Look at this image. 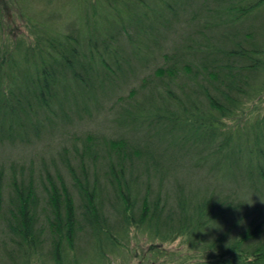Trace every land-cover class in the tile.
Masks as SVG:
<instances>
[{"label":"trees","instance_id":"trees-1","mask_svg":"<svg viewBox=\"0 0 264 264\" xmlns=\"http://www.w3.org/2000/svg\"><path fill=\"white\" fill-rule=\"evenodd\" d=\"M0 264H264V0H0Z\"/></svg>","mask_w":264,"mask_h":264},{"label":"rangeland","instance_id":"rangeland-1","mask_svg":"<svg viewBox=\"0 0 264 264\" xmlns=\"http://www.w3.org/2000/svg\"><path fill=\"white\" fill-rule=\"evenodd\" d=\"M14 9L15 10H17V8L16 7H14ZM10 16H11V18L13 19V20H15V18L17 19V21H18V16H17V14L15 13H13V10L11 11V14H10ZM17 26V25H16Z\"/></svg>","mask_w":264,"mask_h":264}]
</instances>
